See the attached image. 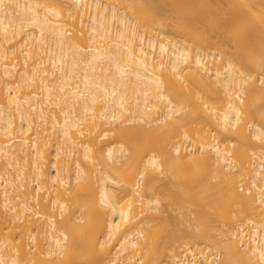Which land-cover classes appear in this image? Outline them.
Masks as SVG:
<instances>
[{
	"label": "bare ground",
	"instance_id": "1",
	"mask_svg": "<svg viewBox=\"0 0 264 264\" xmlns=\"http://www.w3.org/2000/svg\"><path fill=\"white\" fill-rule=\"evenodd\" d=\"M0 264H264V0H0Z\"/></svg>",
	"mask_w": 264,
	"mask_h": 264
}]
</instances>
